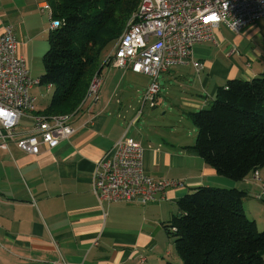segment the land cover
Masks as SVG:
<instances>
[{
    "label": "crops",
    "instance_id": "0c3cea01",
    "mask_svg": "<svg viewBox=\"0 0 264 264\" xmlns=\"http://www.w3.org/2000/svg\"><path fill=\"white\" fill-rule=\"evenodd\" d=\"M45 1L0 0V35L12 27L29 75L31 59L48 49L51 19L40 10ZM215 36L216 46L192 49L193 59L203 63L200 73L185 65L160 75L166 94L160 85L155 108L145 105L139 113L148 76L103 67L97 101L68 114L76 129L71 139L37 156L0 141V264H54L60 256L72 264H181L164 225L178 213L177 201L199 187L246 192L245 212L264 230V195L252 173L232 181L189 149L197 134L190 114L206 108L228 80L264 74V20L235 36L219 28ZM39 86L31 90L36 104ZM48 104L36 105L33 114ZM31 126L28 118L21 123L25 129ZM123 136L141 143L147 175L180 180L184 186L167 189L164 201L101 205L92 192L93 176ZM258 174L264 183V168Z\"/></svg>",
    "mask_w": 264,
    "mask_h": 264
},
{
    "label": "trees",
    "instance_id": "16d2710c",
    "mask_svg": "<svg viewBox=\"0 0 264 264\" xmlns=\"http://www.w3.org/2000/svg\"><path fill=\"white\" fill-rule=\"evenodd\" d=\"M50 19L39 85L53 89L44 116L78 111L102 60L123 34L141 0H46ZM197 130L189 147L222 177L242 181L264 168V74L232 79L208 106L190 114ZM246 192L199 187L177 201L164 225L181 264H264V231L249 218Z\"/></svg>",
    "mask_w": 264,
    "mask_h": 264
},
{
    "label": "built area",
    "instance_id": "2783aa9c",
    "mask_svg": "<svg viewBox=\"0 0 264 264\" xmlns=\"http://www.w3.org/2000/svg\"><path fill=\"white\" fill-rule=\"evenodd\" d=\"M51 8L44 2L40 10L51 15ZM263 19L264 0H141L104 64L150 78L140 101L141 113L145 105L157 106L160 75L177 66L192 65L197 73L204 69L203 63L193 59L195 45H217L215 33L221 26L239 34ZM58 24L51 20L49 29ZM39 82L29 75L26 60L18 55L12 27H5L0 35V141L13 143L33 156L56 149L76 133L71 115L33 114L36 100L31 90ZM103 82L101 72L95 73L79 109L97 101ZM25 118L32 123L30 129L21 127ZM143 152L141 143L123 136L97 164L92 192L101 205L164 201L167 189L184 186L180 180H155L147 175ZM252 180L260 184L264 195L258 171L252 173ZM140 260L144 262V258ZM54 264L72 263L60 256Z\"/></svg>",
    "mask_w": 264,
    "mask_h": 264
},
{
    "label": "rangeland",
    "instance_id": "374dc122",
    "mask_svg": "<svg viewBox=\"0 0 264 264\" xmlns=\"http://www.w3.org/2000/svg\"><path fill=\"white\" fill-rule=\"evenodd\" d=\"M264 20V19H263ZM221 31L223 32V34L225 36H235L237 34L231 32L228 28H226L225 26H221ZM206 44H211V43H206ZM215 45V44H212ZM216 46V45H215ZM112 48L109 49V51ZM48 49H45L44 52L40 53V55L38 54V56H36L35 58L31 59V63L29 65V70H30V76L33 77V79H37L42 73H43V56L44 54L47 52ZM108 54V53H107ZM159 84L161 85V88L163 89V93L166 94V92H164V84H163V79L160 77L158 80ZM40 87V93L38 95V101H37V106H39L40 108H42L45 104H48V101H50L51 97H52V93L53 91H49L47 92L46 90V86H39ZM172 93V92H171ZM144 94V93H143ZM143 96V95H142ZM167 96V95H166ZM149 105H146L145 108H148ZM156 113H157V117L162 118V113L163 110L161 107H158L157 109H155ZM169 117V115H168ZM167 116L165 118H168ZM261 228V227H259ZM258 228V229H259ZM260 231H264L259 229Z\"/></svg>",
    "mask_w": 264,
    "mask_h": 264
}]
</instances>
